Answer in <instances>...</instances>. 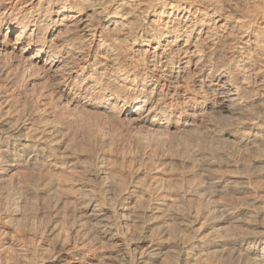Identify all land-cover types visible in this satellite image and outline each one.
Returning <instances> with one entry per match:
<instances>
[{"label":"bare ground","instance_id":"1","mask_svg":"<svg viewBox=\"0 0 264 264\" xmlns=\"http://www.w3.org/2000/svg\"><path fill=\"white\" fill-rule=\"evenodd\" d=\"M87 111L124 122L155 149L136 165L140 155L118 150L109 129L98 131L107 148L71 147L69 124L90 123ZM20 169L38 171L27 193L54 197L41 203H53L56 221L66 202L81 209L73 227L64 223L71 238L51 225L52 243L33 252L39 264H53L54 250L63 264H264V198L254 195L264 191L254 182L264 180V0H0V182ZM230 191L251 192L250 202L224 201ZM208 193L224 200L200 204ZM129 227L138 231L130 240ZM98 245L105 252L84 253Z\"/></svg>","mask_w":264,"mask_h":264},{"label":"rangeland","instance_id":"2","mask_svg":"<svg viewBox=\"0 0 264 264\" xmlns=\"http://www.w3.org/2000/svg\"><path fill=\"white\" fill-rule=\"evenodd\" d=\"M17 93H19V92H17ZM22 100V99H21ZM22 102V101H21ZM88 112V111H87ZM90 111L86 114V116H85V118H89L90 120H89V122L90 123H88L87 121H88V119H87V121H86V119L84 120L86 123H88V124H86L84 121H79L81 124H80V126H79V123L77 124V127H80V128H77V132H81V134H78L77 132H76V124L74 123V122H70L71 124H69V129L71 130V128L70 127H72V128H74V132H75V136L77 137V136H79V137H77L78 139L76 140L75 138H74V142L75 141H77L76 143H78L77 145L76 144H74V142L72 143V144H70V145H72L71 147H73L74 145V147L73 148H75V147H80L79 145L81 144L82 146H86V147H88L90 144H91V146L93 147L92 149H94V147H95V149H97V148H100L101 146H103L104 148H107V144L108 143H105V142H107V137H114V139H112L113 140V143L114 144H117V149L119 148L120 150L122 149V151L123 150H125V151H127V149H128V147L130 148L129 150H131V152L129 153L131 156H134L133 154H137L136 156H135V158L137 157V156H139V157H137L135 160H137V161H139V159H140V161H139V163L141 162V158L140 157H142V155H143V153L144 152H146V153H148L149 151H150V147H151V149H155L154 147L152 148V146H153V144L152 145H148L147 146V144H146V146H144V145H142L143 143L141 142L142 141V135H140V131H131L130 132V128H127V125L124 123V122H118L117 121V123H116V120H114L113 119V117H109V116H106V115H104L103 113H100V112H91L90 114ZM111 118V119H110ZM115 122H114V121ZM82 122H84L85 123V125H84V123H82ZM114 122V123H113ZM77 123V122H76ZM115 123H116V125H115ZM91 124V125H90ZM97 124V125H96ZM113 124L115 125V126H113ZM71 125H73V126H71ZM88 125V126H87ZM75 126V127H74ZM87 126V127H86ZM91 126V127H90ZM87 129V132H85L86 131V129ZM92 128H93V131H95V132H97L96 134H94L95 132H92ZM98 128V129H97ZM103 129V131H101L102 129ZM78 129H80V130H78ZM83 129H85V130H83ZM95 129V130H94ZM101 129V130H100ZM109 129V130H108ZM129 129V130H128ZM88 130H90V132H88ZM97 130V131H96ZM105 130H108V134L105 132ZM87 135H85L83 132ZM98 131H99V133H101V132H105L106 133V139L103 141V143H104V145H102V137H103V135L102 134H99L98 133ZM111 131V132H110ZM135 132V133H134ZM139 132V133H138ZM77 133V134H76ZM88 133H89V135H88ZM109 133L111 134V135H109ZM82 134H84L87 138L88 137H94V135H96L95 136V138H93V139H95V140H93L92 139V141L90 142L89 140H91L90 138H86L85 139V142L83 141V139H84V137H83V135ZM94 134V135H93ZM99 135V138H98V135ZM138 134V135H137ZM182 134H184V133H182ZM101 135V136H100ZM139 135H140V138H139ZM188 135V136H187ZM190 135V136H189ZM81 136H82V138H81ZM177 136V135H176ZM187 136V138H190V137H192V134H186L185 133V137ZM97 138V139H96ZM100 138H101V140H100ZM99 139V140H98ZM114 140H115V142H114ZM139 140H140V142H141V144H140V142H139ZM178 140V139H177ZM90 143H89V142ZM93 141H95V142H93ZM117 141V142H116ZM88 142V143H87ZM118 142H119V144H118ZM177 144H179L180 145V140H179V142H177V141H175ZM175 142H174V145H176V146H178L177 144H175ZM80 143V144H79ZM83 143V144H82ZM85 143V144H84ZM137 143V144H136ZM100 146H99V145ZM106 144V145H105ZM128 144V145H127ZM130 144V145H129ZM138 144H139V149L140 150H138ZM126 145V146H125ZM173 145V147L175 148L176 146H174ZM225 145H226V147H225ZM99 146V147H98ZM141 146L143 147L142 149H141ZM218 146L220 147V149H221V151H226V153H228V155H230L229 153H232L233 154V152H234V154H235V152H236V154H235V157L238 159L239 157H245L244 158V161H243V164H245V162H247V160H249V158H250V163L252 164L253 163V155H250L251 153L250 152H244V151H241V148H239V147H237V148H239L240 150H238V152H237V150H235V145L234 146H232V147H230L231 145H230V143H223V142H220L219 144H218ZM229 146V147H228ZM90 147V146H89ZM114 147V148H115ZM120 147H122V148H120ZM137 147V148H136ZM213 147V146H212ZM218 147V148H219ZM146 148V149H145ZM229 148V149H228ZM232 148H234V151H233V149ZM118 149V150H119ZM144 150H146V151H144ZM149 150V151H148ZM229 150L230 151H233V152H229ZM252 150V152L254 153V154H258V153H256V151H255V149H251ZM140 152V154L139 153H137V152ZM142 151H144V152H142ZM241 151V152H240ZM159 152V151H158ZM157 152V153H158ZM166 153V151H163L161 154H160V152H159V155L158 154H156L157 156H156V158H158V157H161V156H163L165 153ZM142 153V154H141ZM245 153V154H244ZM247 153V154H246ZM250 153V154H249ZM145 154V153H144ZM231 154V155H232ZM244 154V155H243ZM167 155V154H166ZM226 155V154H225ZM249 155H250V157H249ZM222 156H224V154L222 155ZM227 156V155H226ZM247 156H248V159H247ZM233 158L234 160L236 159V158ZM241 159V158H240ZM239 160V159H238ZM246 160V161H245ZM136 161V162H137ZM167 161V160H166ZM236 161V160H235ZM136 163V165H141L142 166V164L140 163ZM24 170V169H23ZM26 171H22L21 169L19 170L20 172L22 171L23 173H25L26 174V176H27V173L29 172L27 169H25ZM29 170H31V169H29ZM19 171H18V173H19ZM28 171V172H27ZM27 172V173H26ZM31 172V171H30ZM33 173H28L29 174V177L31 176V178H29L28 176L26 177L25 176V174L23 175V174H21V178H19L20 176H18L19 174L18 173H16L15 174V176H14V178L16 177V179H14V178H12V179H10V180H6V181H1L0 182V216H2V217H0V229H3L5 226H9L8 228H10V233H7L6 234V236H0V246H2V247H0V264H16L17 263V261L16 260H18V261H20L21 259L20 258H22L23 259V257L25 256L26 258L25 259H29L30 258V260L31 261H29L30 263L32 262H34V261H32V260H34L33 258L37 255V251H39V249L40 248H45V246H47V245H49V244H51L52 243V241L50 240L51 239V237H53L52 236V232H54L55 230H51L50 231V229H52V224H54L55 225V223L57 222V227H59V226H65V224H66V226H67V222H68V226H71V224H72V227H73V221L74 222H76L75 220H76V217L80 214L79 212H81L80 210L81 209H78V208H80V205H78V202L76 203V201H74L77 205H75L74 204V202L73 203H71V201H70V205H68V206H66L67 204H69V202L66 204H64V210L65 211H67L66 212V214L67 215H65L64 217H61V219H58V221H56V217H55V215L53 214L52 215V213H54L55 211L53 210V208H52V206H50L51 204H53L54 203V201H53V199L55 200V198L53 197V199H51V198H48L49 196H46V194H40L42 197L43 196H45L44 198H41V196L40 195H36L37 196V198L38 199H35L36 197H35V195L34 196H32L29 192L27 193V188L28 187H26V186H28V183H30L33 179H35L36 177H38V175L39 174H37V172H35V171H32ZM34 172H35V175H37V176H34ZM39 172H43L42 170L41 171H39ZM44 173V172H43ZM31 174V175H30ZM32 175L34 176V177H32ZM174 174H172V177H175V176H173ZM176 175V174H175ZM18 178H19V180H18ZM33 178V179H32ZM190 178H192V177H190ZM260 178V180H255V179H259ZM28 179H32V180H26ZM195 179V181H197L196 179L197 178H194ZM15 180V181H14ZM21 180V181H20ZM23 180V181H22ZM24 180L26 181L25 183H27V184H23V182H24ZM193 180V179H192ZM8 181V182H7ZM261 183H260V182ZM264 181V180H263ZM262 181V178H261V176L259 177H254V182H255V184H256V182L258 183V184H263L264 182ZM4 182V183H3ZM18 182V183H17ZM15 185H14V184ZM19 183H21V185L23 186H20V184ZM6 185V186H5ZM9 185L11 186V187H9ZM25 185V186H24ZM20 186V187H19ZM26 187V188H25ZM12 188V189H11ZM22 188V189H21ZM8 189V190H7ZM19 189V190H18ZM15 190V191H14ZM24 190V191H23ZM18 191V192H17ZM23 194H22V193ZM230 192H232V194L234 193V196L232 197L231 195H230ZM229 193H227L226 194V196H224L223 194H221V195H216V196H213L212 197V195L211 194H203V196L201 195V197L202 198H204L203 200H200V202L202 201V202H207V200H209V198L210 199H215V197H216V200H220V198H223L222 197V195L224 196V198H225V200H224V198H223V200L224 201H228L229 203H231L232 205H235V206H237V205H240V204H242V203H246L247 202V200H248V202H250L249 201V199H251V195H250V193L249 192H247V191H243L242 193L241 192H233V191H230ZM10 193V194H9ZM15 193V194H14ZM17 193H20V194H17ZM236 193V194H235ZM245 193H247L248 195H246ZM260 194V197L262 196L263 198H264V191H261V192H256L254 195H259ZM261 193H263V194H261ZM17 194V195H16ZM29 194V195H28ZM242 194V195H241ZM25 195H28V196H25ZM30 195H31V197H30ZM209 195V197H208V199L206 198L207 196ZM248 196L247 197V199H245L246 197L245 196ZM254 195H252V196H254ZM8 197V198H7ZM22 197V198H21ZM39 197H40V200H39ZM235 197V198H234ZM242 197V198H241ZM243 197H244V199H245V201H243ZM16 198V199H15ZM18 198V199H17ZM24 198H27V199H25L24 200ZM30 200H29V199ZM33 198V199H32ZM218 198V199H217ZM24 201H23V200ZM34 199H35V201H34ZM46 199H49V200H51V202H53V203H51L49 200H47V202L49 201L50 203H48V204H50V205H47V203L45 204V200ZM231 199V200H230ZM234 199H236V200H234ZM242 199V200H241ZM13 200V201H12ZM18 200H20L19 202H18ZM41 200H44L45 202L44 203H41ZM233 200V201H232ZM237 200H239V202L237 201ZM8 201V202H7ZM10 201V202H9ZM23 201V202H22ZM31 201V202H30ZM231 201V202H230ZM241 201V202H240ZM263 202H264V200H262ZM3 202H5V203H3ZM8 203V205H7V203ZM15 202H17V203H15ZM24 203V204H22V203ZM37 202V203H36ZM202 202L200 203V204H202ZM233 202H234V204H233ZM247 202V203H248ZM26 203V204H25ZM235 203H237V205L235 204ZM10 204V205H9ZM22 204V205H21ZM28 204H30V205H28ZM31 204H32V206H31ZM38 204V205H37ZM40 204V205H39ZM42 204V205H41ZM187 204V203H186ZM186 204H183V206H182V204H181V206H180V209H182L184 206V209H182L183 211H184V213L182 214V215H185L184 217H186V213H187V208H186V206H188V205H186ZM261 206L263 207V209H264V204L261 202ZM14 205V206H13ZM50 206L51 208H52V210H51V208H49V207H47V206ZM196 205V204H195ZM4 206V207H3ZM21 206V207H20ZM24 206V207H23ZM36 206V207H35ZM41 206V207H40ZM44 206V207H43ZM77 208H76V207ZM197 206V205H196ZM250 208L252 207L251 205H250V203H249V205H248ZM18 207V208H17ZM24 209H23V208ZM34 207V208H33ZM49 209V210H47V208ZM66 207H68V208H66ZM182 207V208H181ZM14 208H16V209H14ZM32 208V210H30ZM40 208V209H39ZM41 208H43V210L41 209ZM46 210H45V209ZM70 208V209H69ZM72 208V209H71ZM73 208H74V210H73ZM4 211H3V210ZM38 209V210H37ZM186 209V210H185ZM22 210H24V211H26V212H24V211H22ZM30 210V211H29ZM42 210V211H41ZM70 210V211H69ZM181 210V211H182ZM9 211V212H8ZM29 211V212H28ZM44 214V212L45 213H47V215H45L44 214V217H43V214L41 213V212ZM47 211V212H46ZM52 211V212H51ZM22 212V213H21ZM38 212V213H37ZM40 212V213H39ZM48 212L49 213H51V216H52V218H51V216H49V214H48ZM73 212V213H72ZM76 212V213H75ZM9 213V214H8ZM25 215H24V214ZM31 213V214H30ZM69 213H71V214H69ZM33 214V215H32ZM60 214L61 213H59L58 215L60 216ZM23 215V216H22ZM41 215H42V218H41ZM69 215H71V216H69ZM74 215H75V217H74ZM9 217L10 216V218L11 219H9L7 222H5L4 223V219H6L5 217ZM30 216V217H29ZM32 216V217H31ZM73 216V217H72ZM12 217H13V219H12ZM17 217V218H16ZM28 217V218H27ZM34 217V218H33ZM46 217H47V219H46ZM51 218V220H49L50 218ZM19 218V219H18ZM24 218L26 219V220H24ZM37 218H41V219H37ZM45 218V219H44ZM49 218V219H48ZM64 218H66V222H64V220L63 219ZM264 218V217H263ZM21 219V220H20ZM28 219H29V221H28ZM34 219V220H33ZM46 221V223H44L45 221ZM54 219V220H53ZM75 219V220H74ZM20 220V221H19ZM31 220V221H30ZM2 221V222H1ZM13 221V222H12ZM19 221V222H18ZM41 221H42V223H43V225H42V223H41ZM50 221V222H49ZM60 221H62L61 223H60ZM69 221H71V222H69ZM179 221V220H178ZM258 221H264V219H262L261 220V218H258ZM25 222V223H24ZM31 222V223H30ZM34 222V223H33ZM39 222V223H38ZM48 222H49V224H48ZM55 222V223H54ZM59 222V223H58ZM10 223H13L12 225H10ZM20 225H19V224ZM26 223H27V225H26ZM38 223V224H37ZM65 223V224H64ZM25 225L26 227H20V226H23V225ZM29 224H31V225H29ZM46 224V226H44ZM15 225H17V226H15ZM32 225H33V227H32ZM38 225H39V227L41 228H39L38 227ZM41 225V226H40ZM19 226V227H18ZM28 226H31L29 229L27 228ZM51 226V227H50ZM18 229H17V228ZM47 227H50V228H47ZM56 227V226H55ZM71 227V228H72ZM180 227H182V226H180ZM15 228V229H14ZM23 228V229H22ZM27 228V229H26ZM32 228H33V230H32ZM36 228V229H35ZM66 228V229H65ZM63 227L62 229H64V230H62L61 231V237L62 236H66L65 237V239L66 238H71V235H73V233H74V231L70 228H68V227ZM184 227H182L181 229H183ZM18 230V231H16L17 232V234L20 232V230H21V232L19 233V235H15L14 233H16V232H14V230ZM45 229V230H44ZM130 229V230H129ZM135 229V228H134ZM133 229V227H129L128 229L127 228H125V230L126 231H128L129 230V233L128 232H126L125 231V236H127L126 238L128 239V240H130L131 238H133L134 236H135V234H137L136 232H138L137 230L135 231ZM11 230H13V231H11ZM40 230H42V231H39ZM44 230V231H43ZM50 231V233H49V231ZM66 230H68V231H66ZM191 229L190 228H188V229H186V231L185 230H183L182 232H183V234L185 235L186 234V237L188 236V237H190L191 235L190 234H192V232L190 231ZM29 231V232H28ZM33 231V232H32ZM64 231V232H63ZM69 231H71L72 233H71V235H70V232ZM133 231V232H132ZM24 232H25V234H24ZM32 232V233H31ZM45 232V233H44ZM131 232V233H130ZM135 232V233H134ZM191 232V233H190ZM37 233V234H36ZM40 233H42V234H40ZM47 233V234H46ZM134 233V234H133ZM9 234V235H8ZM13 236H12V235ZM38 234H39V236H38ZM67 234L68 235H70V236H67ZM128 234L130 235V236H128ZM134 236H133V235ZM182 234V235H183ZM23 235V236H22ZM184 235H183V237H184ZM31 236V237H30ZM133 236V237H132ZM8 237H9V239L11 238L13 241V245H11V246H8V243H3L5 240L7 241L8 240ZM16 237V238H15ZM22 237V238H21ZM37 237V238H36ZM131 237V238H130ZM2 238V239H1ZM18 238V239H17ZM25 240H24V239ZM33 238V239H32ZM45 238V239H44ZM10 239V240H11ZM32 239V240H31ZM38 239V240H37ZM2 240V241H1ZM4 240V241H3ZM24 240V241H23ZM28 240H30V241H28ZM40 240V241H39ZM52 240H53V238H52ZM15 241V242H14ZM23 241V242H22ZM36 242V243H35ZM51 242V243H50ZM39 243V244H38ZM3 244V245H2ZM6 244V245H5ZM28 245V246H27ZM13 246V247H12ZM15 246V247H14ZM23 246H24V248H23ZM26 246H27V248H26ZM34 246V247H33ZM99 247V249H102L103 251H100L98 248H95V250L94 249H92V248H89V249H86V250H88V251H86V250H84V253L85 254H90L89 252H92L93 254H97V255H100L101 254V252L103 253V252H105V248L106 247H101L100 245H98ZM11 247V248H10ZM33 247V248H32ZM42 248V249H43ZM34 249V250H33ZM92 249V250H91ZM29 250V252H27ZM32 250V251H31ZM35 250H37L36 252H35ZM24 251V252H23ZM57 250H54V251H52L51 253L50 252H46L47 254L46 255H49L48 253H50V261L52 260L54 263L53 264H63V260L61 259V257H60V253L59 252H56ZM23 252V253H22ZM32 252V253H31ZM36 254V255H34V253ZM95 252V253H94ZM25 253V254H24ZM31 253V254H30ZM53 253V254H52ZM59 253V254H58ZM230 253V252H229ZM229 253H227L224 257H222V258H225V260H227V261H229L228 263H230L231 262V260L233 261V257H232V255H230ZM213 254V253H212ZM215 254L216 253H214V259H216L217 257H218V254H216V256H215ZM229 254V255H228ZM27 255V256H26ZM34 255V256H33ZM172 255H174V254H172ZM171 255V256H172ZM21 256H23V257H21ZM58 256V257H57ZM170 256V257H171ZM229 256H231L230 258H229ZM37 257V259L35 258V262H37V264H39L40 262L42 263V262H44L43 260H41V257L40 256H36ZM40 257V258H39ZM53 257V258H52ZM170 257H166V259L167 258H169V260L171 261V259L173 258V256H172V258L170 259ZM39 258V259H38ZM219 258V257H218ZM229 259V260H228ZM38 260V261H37ZM41 260V261H40ZM169 260H167V261H169ZM46 263V262H45ZM17 264H19V262L17 263Z\"/></svg>","mask_w":264,"mask_h":264}]
</instances>
